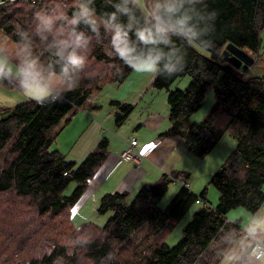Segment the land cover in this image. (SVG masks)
Masks as SVG:
<instances>
[{"label": "trees", "instance_id": "16d2710c", "mask_svg": "<svg viewBox=\"0 0 264 264\" xmlns=\"http://www.w3.org/2000/svg\"><path fill=\"white\" fill-rule=\"evenodd\" d=\"M142 3V8L133 0L0 3V33L27 53L29 60L36 61L40 73L79 82L71 91L65 85L52 90V97L43 106L28 99L0 107V264H53L54 260L56 264H219L217 249L224 244L222 238L236 235L241 228L240 221L228 220L227 213L237 207L255 212L264 201V78L232 68L221 55L231 43L255 59L262 57L264 0H205L207 11L218 13L212 37L215 47L205 54L170 31L157 32L156 17L167 21L165 6L177 0ZM183 6L204 9L203 4L193 6L188 0ZM82 8L107 25L91 16L72 24ZM48 18L53 21L51 31H40L42 20ZM145 30L153 32L156 43L146 44L139 38ZM117 33L121 46L129 50L130 62L172 49L186 56L183 73L158 76L151 82L154 89L167 94L169 127L161 137L182 138L188 153L197 158L207 156L224 135L235 139V148L208 181L218 191L214 206L206 198L207 184L198 195L181 186L166 207H159L169 183L163 178L143 186L132 198L124 192L102 195L96 211L98 215L109 213L102 227L92 222L72 224L73 208L107 158L108 141L99 139L78 165L52 146L58 130L101 83L121 84L132 71L113 50ZM81 34L86 44L76 51L84 63L76 69L69 67L66 74L60 53L72 51L71 47L64 50V45L72 44ZM185 76L190 78L188 85L171 90ZM0 84L12 86L3 76ZM208 89L215 96L213 107L201 122H191ZM110 103L117 109L114 123L119 126L133 106ZM176 174L180 173L170 177ZM70 183L75 186L66 195L64 190ZM196 200L205 204L185 223L180 240L168 246L165 237L170 228ZM66 251L73 255L67 256ZM109 253L114 259L108 258Z\"/></svg>", "mask_w": 264, "mask_h": 264}, {"label": "rangeland", "instance_id": "374dc122", "mask_svg": "<svg viewBox=\"0 0 264 264\" xmlns=\"http://www.w3.org/2000/svg\"><path fill=\"white\" fill-rule=\"evenodd\" d=\"M133 1L137 3L139 7L141 8L143 7L142 5L144 4L142 3L143 0H133ZM88 13H89L88 16H91L94 20L99 21L104 26L107 25L104 21L100 20L90 11H88ZM260 39H261L260 52L262 54V57L256 58L254 64L250 66L246 71L247 73L246 72L245 73L246 75H259L264 78V29L260 34ZM196 49L201 54L206 53L205 50L199 47H196ZM0 58H4L8 62V66L12 69L10 74L6 70L5 73L2 75L6 80H8L12 84V86L7 87L0 84V107L2 106L6 108L12 107L17 103L31 99L30 96L25 94L22 89L21 85H22L23 77L18 76L17 73L18 70L22 69L27 62H30L32 60H29L27 58V53L21 51L14 42L10 41L2 33H0ZM151 76L148 73H140L132 69L128 77L121 84H118L116 82L101 83L102 84L101 88L98 91L94 92L92 96H94L97 93L94 96V101L96 104L102 106V114L105 115L108 113L109 109L111 110V107L114 106V105H110L111 104L110 101L121 102V103L122 102L132 103V100L135 98V93L132 92V90L136 84H138L139 86L141 85L143 86L141 90H143L144 88L146 89L142 95L143 96L142 100L139 102L137 107H135L134 110L131 111L127 121L120 128H115L113 121L111 120L112 118L106 122H101L100 117L95 116L92 109L89 108L90 106L87 107L85 104L83 107L80 108L81 110H78L83 113H77L74 117V120L70 121L66 125L65 129L61 132V134L56 135L55 140L57 143H59V145L62 148L61 149L59 147L58 150L59 151L61 150L60 152L63 153V150L66 146L65 145L66 143L64 144V142L66 141L67 138H69L67 141L69 142L70 139L72 140L77 139L81 135L83 137H86L92 131L91 127H88L85 130L83 129L84 115H86L91 120V123H93L92 124L93 127L94 125H96V127L101 131V135L94 143L91 151L96 147L99 139L105 137L109 141V144L107 146V152L114 153L117 150H120L119 148L122 146V144L124 145L127 144L128 141L127 139L130 133L133 132L134 127H136L138 123L143 124L142 122L146 118V113L142 111L144 107L147 111L154 112L153 113L154 117L158 118L157 121L158 127L153 131L152 129L144 128L145 126L143 125L137 130V132L139 135L142 134L151 135V133L158 130L155 136L151 138L152 142H154L158 133H162L163 131H165L168 128L169 123H168V105L166 102L167 94L165 90H156L152 86H149L145 83L146 80L150 79ZM189 81H190L189 76L179 78L171 86L172 88L171 90H174V88L182 90L188 85ZM41 83L49 87L51 85L55 87L56 90H59L60 88H64V85H66V82L62 80L60 77L53 74L47 75L42 73H41ZM123 97L125 99H122ZM214 102H215V96L213 94V91L212 89H208L201 106L197 111H195L191 115L190 117L191 122H201L209 114L211 108L214 105ZM87 121L89 120L87 119ZM62 127H64V125ZM61 130L62 129L58 130V134L60 133ZM134 137L138 139L137 136ZM231 142L232 145L229 144ZM235 146H236L235 139L229 134H226L222 137V139L215 145L212 151L205 158H197L190 154H187V157L185 158L181 152H178V150H176L175 154L172 155L170 161L168 162V165L172 168L171 170L174 169V171H177L176 173L189 175L188 176L190 182L189 189L194 194L198 195V193H200V191L204 189L205 185L208 184L210 176H212L213 173L220 167V165L228 157L229 153L233 151ZM54 148L55 147L52 146V149ZM123 149L124 147L122 148V150ZM180 174L175 175V178H173L174 182L168 183V188L159 202V207L161 208L166 207L172 201L174 195L178 192L179 185L180 187L182 186V181H180V179H182V176ZM159 177L160 176L157 177L155 176L154 178L151 177L150 178L151 181L149 182L145 181V183L149 185L156 183ZM89 181L86 186L85 192L89 188ZM74 186L75 185L73 183H70L68 187L64 190V193L66 195H69L74 189ZM98 189L99 188L96 189L93 188V190L96 191ZM263 191H264V185H263ZM85 192L83 193V196L79 199L75 207L79 205V203L82 201V199L85 196ZM206 198L208 203L212 206H214L217 203L218 191L214 186L208 184V187L206 189ZM86 199H88V197ZM204 204L205 203H202V201L200 200L198 203L192 204L191 207L186 211V213L181 217V219H179L175 224H173V226L170 228L169 232L165 237V243L168 246H174L180 240L182 236L183 226L191 218L192 214L198 208H201ZM75 207L73 208V213ZM82 209L84 213L82 214L81 218L85 217L86 220L87 219L91 220L92 222L96 223L97 226L103 225L102 223H104V221H101V218H103V216H100L96 213L94 214V217H91V212H90L91 209L88 208V204L85 205L84 208ZM245 215H247V217H245ZM248 217H249V212H247L242 207L231 209L227 213L228 220L231 221L240 220L241 228L243 224L247 223ZM76 223H77L76 220L72 221L73 225H75ZM82 224L84 223H80L79 226H81Z\"/></svg>", "mask_w": 264, "mask_h": 264}, {"label": "clouds", "instance_id": "9594fccd", "mask_svg": "<svg viewBox=\"0 0 264 264\" xmlns=\"http://www.w3.org/2000/svg\"><path fill=\"white\" fill-rule=\"evenodd\" d=\"M188 3L193 6L197 3L203 4L204 9L202 11H196L194 8L185 9L184 0H177V3L165 6L166 15L169 17L167 21L159 16L156 17L157 32L170 31L182 39L187 46L195 44L205 51L213 49L215 44L212 37L215 32V21L218 13L207 11L205 0H188ZM159 7L160 5H157L158 9ZM88 15V10L82 8L80 16L74 18L71 23L77 24L80 17H88ZM52 22L51 18L42 20L39 30L51 31ZM139 38L146 44L156 43L151 30L139 33ZM113 40V50L119 59L124 60L125 64L136 72L151 74L153 79L158 76L172 77L178 73H183L186 69V56L179 54L176 49H172L169 53L161 52L136 62H130L127 59L129 50L126 46H121L120 34L117 33ZM85 44L86 41L81 34L76 36L72 44L64 45V50L68 47L72 48V51L68 52L67 55H64L63 50L60 53L61 59L65 61L64 73H68L69 67L76 69L84 63V57L79 55L76 49L84 47ZM162 60L164 63L161 68ZM6 70L9 74L12 71L8 62L4 58H0V76ZM17 75L23 77L21 86L25 94L41 106L49 102V98L52 97V89L41 83V73L36 68V61L27 62L22 69L18 70ZM65 87L66 90H74L79 87V82L69 79ZM222 239L224 244L217 249L219 264H264V201L260 202V207L255 212L249 213L247 223L243 224L236 235L229 234ZM45 254L50 255L51 252ZM66 255L72 256L73 253L66 251ZM38 258H42V256H38ZM58 258L63 259V257ZM108 258L114 259L111 253H109ZM56 261L54 260L53 264H56Z\"/></svg>", "mask_w": 264, "mask_h": 264}, {"label": "crops", "instance_id": "0c3cea01", "mask_svg": "<svg viewBox=\"0 0 264 264\" xmlns=\"http://www.w3.org/2000/svg\"><path fill=\"white\" fill-rule=\"evenodd\" d=\"M149 75L151 76V74ZM152 79L153 77L151 76L150 79L146 80L145 83L151 86ZM50 87L52 88V90H55V87L51 85ZM142 87H143L142 85L139 86L138 84L134 86L132 92L135 93V98L132 100V103H127V102H122V103L132 105L133 110H134V108L137 107V105L143 98L142 95L146 88L141 90ZM94 96L92 97L90 96L88 98L86 102V106L87 107L90 106L89 108L92 109L95 116L100 117L101 122H106L112 118L111 120L113 121L115 128H120L127 121L130 114L127 116V118L124 120V122L121 125L116 126L114 123V114L117 112V109L115 108V106L111 107V110L109 109L106 115L102 114V106L95 103ZM122 99H125V98L123 97ZM78 110H81V109H78ZM78 110L74 112L70 120L64 125V127L61 128L62 130L60 131L59 134L57 133V135H60L61 132L65 129L66 125L70 121L74 120V117L77 113H83ZM142 111L146 113V118L142 122L143 124L138 123L136 127H134L133 132L130 133L127 139L128 140L127 144L126 145L122 144V146L119 148L120 150H117L114 153H108L105 162H103L100 168L97 171H95L92 179L89 181V188L85 192L84 198L79 203V205H77L74 209L72 220L77 221L75 225L78 226L80 225V223L92 222L91 220H88V219L86 220L85 217L81 218L82 214L84 213L82 208H84V206L88 204V208L91 209L90 210L91 217H94V214L97 213V211L95 210H96L98 201L100 197L106 193L124 192L128 194L129 198H132L140 190V188H142L143 186L149 185V184H146L145 181L147 182L151 181L150 179L151 177L154 178L155 176L156 177L160 176L157 181L163 178H167L169 180L168 182H174L173 178H171L170 176H172L177 171H174V169L171 170L172 168L168 165V162L170 161L172 155L175 154L176 150H178V152H181L185 158L187 157V154H189L184 145V140L182 138L161 137V134L164 132L163 131L162 133H158L157 137L154 140V141H158L157 146L145 158H142L139 161V163L125 161L120 158V153H121L120 151H123L125 148H127L129 144V140L131 138H133L134 136H137L138 139L135 137L134 138L137 139L138 145L140 146L144 143H148L152 141L151 138L154 137L155 134L158 132L157 130L151 133V135H145V134L139 135L138 134L137 130L143 125L145 126L144 128L152 129L153 131L158 127V123H157L158 118L154 117L153 115L154 112L147 111L145 107ZM87 119L89 121H87ZM168 123H169V120H168ZM92 124L93 123H91V120L86 115H84L83 129L85 130L86 128L91 127L92 131L86 137H83L81 135L77 139H73V140L70 139L69 142H67L69 139L67 138L66 141L64 142V144L66 143L65 144L66 146L63 150V154L65 155L68 161L78 165L83 161L85 156L89 152H91V149L93 148L94 143L97 141L98 137L101 135V131L96 127V125H94L93 127ZM108 144H109V141H108ZM229 144L232 145V142ZM53 146L55 147L56 150H58L59 147L61 148V146L59 145V143L56 142V140H54ZM123 147L124 149L122 150ZM180 181H182V186H183L185 182H189V179L182 178L180 179ZM189 186H190V182H189ZM93 188L94 189L99 188V189L96 191V190H93ZM179 188H180V185H179ZM87 197L88 199H86ZM100 216H103V218H101V221H104V223H102L104 225L105 222L107 221L109 213L105 215H100ZM245 217H247V215H245ZM232 221H235V220H232ZM102 226H99V227H102Z\"/></svg>", "mask_w": 264, "mask_h": 264}, {"label": "built area", "instance_id": "2783aa9c", "mask_svg": "<svg viewBox=\"0 0 264 264\" xmlns=\"http://www.w3.org/2000/svg\"><path fill=\"white\" fill-rule=\"evenodd\" d=\"M157 143L158 141H150L139 146L137 139L133 137L129 140L127 148L121 151L120 158L125 161L139 163L142 158H145L157 146ZM183 186L189 189V182H185ZM198 202L196 200V203Z\"/></svg>", "mask_w": 264, "mask_h": 264}, {"label": "water", "instance_id": "95a60500", "mask_svg": "<svg viewBox=\"0 0 264 264\" xmlns=\"http://www.w3.org/2000/svg\"><path fill=\"white\" fill-rule=\"evenodd\" d=\"M221 55L230 63L232 68H238L241 72H246L255 62V57L250 56L231 43L225 45Z\"/></svg>", "mask_w": 264, "mask_h": 264}, {"label": "bare ground", "instance_id": "6f19581e", "mask_svg": "<svg viewBox=\"0 0 264 264\" xmlns=\"http://www.w3.org/2000/svg\"><path fill=\"white\" fill-rule=\"evenodd\" d=\"M146 149H148V148H146Z\"/></svg>", "mask_w": 264, "mask_h": 264}]
</instances>
